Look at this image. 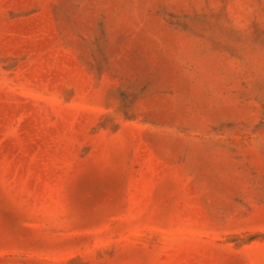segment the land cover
I'll return each instance as SVG.
<instances>
[{
    "label": "rangeland",
    "instance_id": "1",
    "mask_svg": "<svg viewBox=\"0 0 264 264\" xmlns=\"http://www.w3.org/2000/svg\"><path fill=\"white\" fill-rule=\"evenodd\" d=\"M0 264H264V0H0Z\"/></svg>",
    "mask_w": 264,
    "mask_h": 264
}]
</instances>
